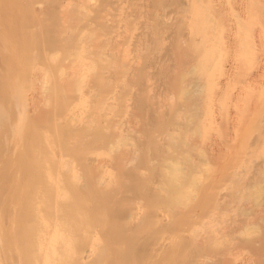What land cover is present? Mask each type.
Returning a JSON list of instances; mask_svg holds the SVG:
<instances>
[{
	"label": "bare ground",
	"instance_id": "6f19581e",
	"mask_svg": "<svg viewBox=\"0 0 264 264\" xmlns=\"http://www.w3.org/2000/svg\"><path fill=\"white\" fill-rule=\"evenodd\" d=\"M263 1L0 0V264H264Z\"/></svg>",
	"mask_w": 264,
	"mask_h": 264
},
{
	"label": "rangeland",
	"instance_id": "374dc122",
	"mask_svg": "<svg viewBox=\"0 0 264 264\" xmlns=\"http://www.w3.org/2000/svg\"><path fill=\"white\" fill-rule=\"evenodd\" d=\"M207 2H206V5H205V8H207V9H204V7L202 8H200V7H198L197 9H195V10H193V11H190L189 13H188V15H187V26H186V28L187 27H190L189 29H192L195 25H194V23H195V21L196 20H194V18L195 17H197V20H200L201 19V16H202V14H210L209 15V17H210V19H211V21H210V23H214L215 24V29H213V34H212V37H211V35L209 36V38H208V40H207V42H204V44H209L210 43V45H211V48H213V47H215V46H218L219 47V49H220V51H222V53L220 52V54H221V56L222 57H220L219 59L221 60V63L220 64H223L222 66H224V68L227 66V64L228 63H230V61H228V59L230 58V57H228V54L226 55V52H227V47H226V45H225V41L227 40V35L229 34H231V32H232V30H231V28H229V27H227V24L229 23V19L233 16V13L232 12H234L235 14L237 13V15H241L242 16V18H249V19H251V17H252V19H253V22L256 20V16H257V12H254L253 14L251 13V11H248L249 9H248V7H247V5H246V7H245V4L247 3V2H249V0H247V2H246V0L244 1L243 0V2H241L242 0H206ZM237 1V2H236ZM241 2V3H240ZM245 2V3H244ZM262 3V1L260 2V4ZM238 4H242V5H239V6H237ZM263 4H264V1H263ZM262 4V6H264ZM238 7V8H237ZM244 7V8H243ZM256 11V10H255ZM250 12V13H249ZM248 14H250L251 16H248ZM219 17H223V19H224V22H225V24H222V25H219V24H217L218 23V21H219ZM189 18V19H188ZM242 19V21L245 23V21L247 20V19ZM248 19V22H252V20L250 21ZM247 23V22H246ZM245 23V24H246ZM256 23V22H255ZM251 25V24H250ZM257 25V24H256ZM255 25V27H257ZM253 26H254V23H253ZM192 27V28H191ZM241 28V27H240ZM243 29V28H242ZM242 29H238V32H239V37H242L243 36V34L242 33H244V31L242 32ZM187 30H188V28H187ZM231 30V31H230ZM189 31V30H188ZM187 31V32H188ZM192 32L196 35V36H198V35H200L201 36V33L199 32V31H196V30H193L192 29ZM192 32H191V34H192ZM211 32V31H210ZM10 37H12V35H10ZM199 37V36H198ZM215 43H217V44H215ZM215 44V45H214ZM258 52V53H257ZM264 53V52H263ZM256 54H260V52H259V49L255 52V54L253 53V54H251L252 56H251V59H254V58H256ZM255 55V56H254ZM254 56V57H253ZM262 56H263V54H262ZM253 57V58H252ZM238 59H239V57H238ZM241 60V58L239 59V61ZM243 62H244V65H243ZM242 62V60L240 61V62H238V63H241V67L239 68V73H238V76L241 78L242 77V75H243V72L244 71H246L245 69H246V66H245V61H243ZM250 61H248V63H249ZM253 62H255V60L254 61H251V63H250V65L253 63ZM219 62H217V61H215L214 63H213V65L211 66V68H212V70H214V72H215V76H217V75H219V73L217 72V67H218V64ZM248 63H246V65L248 64ZM250 65H247V68H248V70L251 68V66ZM254 65V64H253ZM245 66V68H242V67H244ZM250 68H249V67ZM253 68V67H252ZM251 68V69H252ZM250 71V70H249ZM223 75L224 74H222V76L221 75H219V77L218 78H220V80L221 79H224L225 78V76H224V78H223ZM238 77V78H239ZM228 82V81H227ZM226 82V83H227ZM229 82H231V81H229ZM225 83V89H227V90H224V88H223V86H222V89H223V91H222V93L220 92V94L218 95V96H221V94H224V95H222L221 97H220V101L218 100V98H216V100H218V102L216 101V103H218V104H222L223 105V103H222V101L224 102V100H226V101H228V99H229V96H228V92L230 91L229 89H232V85H231V83H227L226 84ZM228 87H227V86ZM230 85H231V87H230ZM263 90H264V88H263ZM262 90V92H263V94H264V91ZM228 97V98H227ZM226 98V99H225ZM221 99H222V101H221ZM221 102V103H220ZM215 103V99H210V100H208L207 101V105L209 106V107H211L213 104H215V105H217ZM225 103H227V102H225ZM226 105V104H225ZM225 105H223V108H225L224 106ZM220 106V105H219ZM213 107L215 108L216 106H214L213 105ZM222 108V109H223ZM223 111V110H222ZM223 112H225V111H223ZM219 112L217 113V114H215L216 115V117H218L219 115ZM222 116H223V113L221 114ZM221 115L217 118L218 120H216V117H215V121L216 122H219V123H215V125L213 126V130H210V132L211 133H209L208 135H206L205 137H204V139H206V142H209V137L213 134V135H215L217 138H219L218 137V134L221 132V129L222 128H224V123H228V122H226L227 120H226V117H225V113H224V116L223 117H221ZM220 118H222L223 120H226L224 123H222L223 125H222V128L219 126L220 125V123L222 122L221 120H219ZM207 123V122H206ZM214 123V122H213ZM128 123H123L122 124V126L123 127H128V125H127ZM218 126H217V125ZM212 126V125H211ZM226 126V125H225ZM241 127H242V125H240ZM240 127H237V128H235V129H232V130H234V132H235V134H233V136L235 135V139H232V137L233 136H231L229 139H230V141H229V147H228V152L227 153H229L228 154V158L226 157V158H217V157H215V161H213L212 163H210L209 164V167H208V171L209 172H212V171H214V169H218V168H222V167H224V169H228V167H230V163H231V161H230V159L232 158L231 157V155H235V154H237L238 153V150L240 149H242V144H243V141H247V139H246V137H244V134H243V132H246V131H244L245 129H244V127H242V130H240L239 129ZM206 129H211V127H207ZM242 131V134H241V132L240 131ZM239 131V132H238ZM236 133L238 134V135H236ZM247 133V132H246ZM217 134V135H216ZM221 134V133H220ZM219 134V135H220ZM240 135H242V137L240 136ZM237 137V138H236ZM243 139V140H242ZM231 142V143H230ZM230 144L232 145V149L230 148L231 146H230ZM245 145V144H244ZM245 147V146H244ZM230 149L231 150H233V151H230ZM9 150H10V148L8 149V150H6L5 152H9ZM235 150V151H234ZM263 155H264V153H263ZM102 156H105V155H102ZM216 158H217V160H216ZM230 161V162H229ZM228 162V163H227ZM138 208L140 209V211H143L144 210V208H145V206H144V204H139L138 205ZM159 216H162V215H164V209L163 210H160L159 209ZM156 243V242H155ZM245 254H248V253H246V251H243L242 253H241V257L243 256V257H246V256H244Z\"/></svg>",
	"mask_w": 264,
	"mask_h": 264
}]
</instances>
